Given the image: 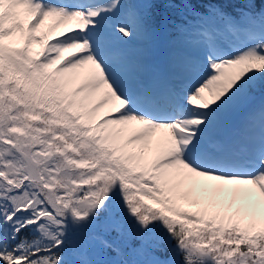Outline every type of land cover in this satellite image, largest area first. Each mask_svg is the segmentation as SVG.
<instances>
[{"label":"snow or ice","instance_id":"6c2138e0","mask_svg":"<svg viewBox=\"0 0 264 264\" xmlns=\"http://www.w3.org/2000/svg\"><path fill=\"white\" fill-rule=\"evenodd\" d=\"M0 264H264V0H0Z\"/></svg>","mask_w":264,"mask_h":264},{"label":"rangeland","instance_id":"374dc122","mask_svg":"<svg viewBox=\"0 0 264 264\" xmlns=\"http://www.w3.org/2000/svg\"><path fill=\"white\" fill-rule=\"evenodd\" d=\"M122 2H123V0H122ZM135 42H137V41H132L133 45L131 44L130 46H132V47H139Z\"/></svg>","mask_w":264,"mask_h":264}]
</instances>
